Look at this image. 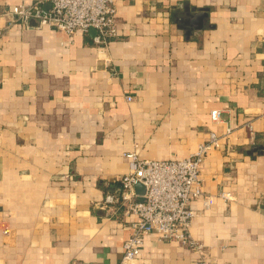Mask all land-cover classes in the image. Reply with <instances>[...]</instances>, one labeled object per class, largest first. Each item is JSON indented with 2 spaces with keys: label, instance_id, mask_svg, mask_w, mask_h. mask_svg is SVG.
<instances>
[{
  "label": "crops",
  "instance_id": "obj_1",
  "mask_svg": "<svg viewBox=\"0 0 264 264\" xmlns=\"http://www.w3.org/2000/svg\"><path fill=\"white\" fill-rule=\"evenodd\" d=\"M44 1L0 0V264H121L132 219L107 199L128 155L229 128L201 168L214 205L191 203L202 248L152 234L128 264H264V0H113L107 46L10 14Z\"/></svg>",
  "mask_w": 264,
  "mask_h": 264
},
{
  "label": "built area",
  "instance_id": "obj_2",
  "mask_svg": "<svg viewBox=\"0 0 264 264\" xmlns=\"http://www.w3.org/2000/svg\"><path fill=\"white\" fill-rule=\"evenodd\" d=\"M50 5L45 10L42 3L14 6L11 13L25 25L35 22L37 28H52L68 36L89 33L97 46H107L118 34L117 7L113 0H45ZM1 35V32H0ZM214 122L220 121L221 113L213 111ZM209 133V139L188 157L165 161L141 159L131 153L130 171L118 179L119 187L108 195L107 202L117 204L124 214L132 219V235L123 245L121 264L136 261L142 252L146 237L157 235L159 240L180 243L192 250L202 248L190 235L196 212L193 201L201 200L205 209L215 203V197L204 190L201 168L212 151L222 150L223 141L232 134ZM142 185L145 194L136 191ZM227 193H221L229 199ZM95 264V263H91Z\"/></svg>",
  "mask_w": 264,
  "mask_h": 264
},
{
  "label": "water",
  "instance_id": "obj_3",
  "mask_svg": "<svg viewBox=\"0 0 264 264\" xmlns=\"http://www.w3.org/2000/svg\"><path fill=\"white\" fill-rule=\"evenodd\" d=\"M207 12L208 10L207 9H202V10H199L197 11L196 13H194L193 15H191V24H193L192 26L195 27V28H200L201 27V21L204 17H207ZM32 25L36 24L35 22H31ZM91 33H95V30L94 29H91L90 30ZM136 191L143 195L145 194V188L144 186L142 185H137L136 186Z\"/></svg>",
  "mask_w": 264,
  "mask_h": 264
}]
</instances>
